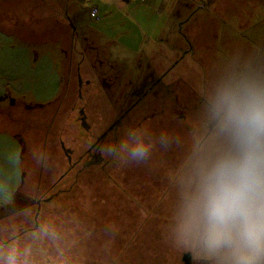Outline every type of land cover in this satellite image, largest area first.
Listing matches in <instances>:
<instances>
[{
	"label": "rangeland",
	"instance_id": "rangeland-1",
	"mask_svg": "<svg viewBox=\"0 0 264 264\" xmlns=\"http://www.w3.org/2000/svg\"><path fill=\"white\" fill-rule=\"evenodd\" d=\"M94 9L98 11L96 15ZM163 26L166 31L161 48L176 44L183 49L179 57H185L187 65H201L202 70H207L210 61L224 52L264 59V0H0V236L7 228L10 238L18 236L15 239L23 242L26 234L39 227L43 218L40 209L46 208V202L41 201L49 197L54 181L66 168L59 140L72 148L74 132H84L85 126L75 121L78 109L87 105L89 118L96 123L92 141L116 123L130 106L134 86L154 74L153 60L148 59L147 52L137 56L127 48L148 43ZM223 37L231 43L222 45ZM179 57L162 67L157 77L177 63L174 74L187 70L184 62H178ZM103 81L107 83L104 91ZM176 83L169 85L165 81L161 97L157 91L148 95L124 124L126 120H163V125L164 120L171 122L173 116L185 113L186 108H179L177 96H185V103L192 105L195 95L185 81ZM123 129H115L106 140L115 138ZM86 148L82 147L80 153ZM41 154L47 158L46 167L40 162ZM174 155L177 154L167 153L161 159L172 166L175 163L171 160L177 158ZM138 167L139 172L133 176L140 178L139 185L120 187V200L115 199L118 186L100 194L97 184L92 190L96 203L88 201L86 208L82 201L68 204L55 215V223L69 231L65 249L73 264H184V257L190 253L173 251L161 238L164 212L159 219L154 214L155 220L148 223L147 231L134 232L130 225L137 222L127 221V216L115 222L127 208L139 206V201L140 208L149 210V201L161 198L162 186L153 191L149 185L167 183L162 167ZM99 168L98 163L86 168L94 175L89 182L98 181ZM119 169L122 168L116 165L109 168L107 177L122 175L125 181L131 176L132 171H126L130 166L120 174L116 173ZM147 180H153L152 184H146ZM80 181L73 191L66 190L74 184L72 177L58 183L54 188L59 196L56 201L82 190ZM61 191L67 192L59 194ZM99 196L106 200L105 204L96 198ZM144 198L147 204L142 203ZM50 246L43 245L44 264L57 262L56 248L51 246L52 250Z\"/></svg>",
	"mask_w": 264,
	"mask_h": 264
},
{
	"label": "clouds",
	"instance_id": "clouds-1",
	"mask_svg": "<svg viewBox=\"0 0 264 264\" xmlns=\"http://www.w3.org/2000/svg\"><path fill=\"white\" fill-rule=\"evenodd\" d=\"M194 95L171 122L125 127L94 150L118 168L164 167L170 194L160 230L167 247L190 253L193 264H264V59L218 54ZM167 153L177 154L172 166L161 159ZM55 219L42 218L23 242L4 229L0 264H44L45 243L56 248V264H73L69 231Z\"/></svg>",
	"mask_w": 264,
	"mask_h": 264
},
{
	"label": "crops",
	"instance_id": "crops-1",
	"mask_svg": "<svg viewBox=\"0 0 264 264\" xmlns=\"http://www.w3.org/2000/svg\"><path fill=\"white\" fill-rule=\"evenodd\" d=\"M75 14H76V12L72 13L73 16ZM181 23H182V21H181ZM181 23H180V25H181ZM171 24H172L171 18H169L168 25L170 26V31H171V26H172ZM173 29H175V25L174 24H173ZM167 30H168V26H167ZM165 31H166V27L163 26V27L160 28V32L158 33L157 36H153V35L151 36V38L149 39V42L148 43L142 44L141 46H139L136 49H133L132 47H130V49L127 48V50L132 55L142 56V55L145 54V52H147L148 59H152L153 60V66L151 67V69H153L154 74L156 75V77L158 75L159 70L162 71L163 70L162 67L170 65L171 60L172 61L173 60L176 61L178 59V57L181 55V53H182L181 51L183 50V49H179V47L176 44L172 45L168 49L161 48V46H162V44H161L162 43V36L164 35V32ZM218 37L216 36L215 38L218 39ZM229 43H231V42L228 41V38L223 37L221 44L222 45H225V44H229ZM145 45H147V47H145ZM171 55H173L172 58H171ZM179 58L180 59H179L178 62H184L185 63L184 66H186L187 70L185 68H183V69H181L180 74H174V71L176 70V67L179 64V63H177L175 66H173L167 72H163L162 73V75L164 74V76H163V78H164L163 83L165 84V81H168V84L169 85H173V84H176V82L179 81V80H181L182 82L185 81L186 82V85L190 88V91H192V94H194L195 84H196L197 80L199 79V77H200V75L202 74V71H203L201 69V67H200L201 65L196 66L195 65V62H194V63H192V65L195 67V70L189 71L188 70V67H190L192 65H187V61L188 60L185 59V57H183V58L182 57H179ZM206 60H208V59H206ZM166 61H168V62L165 65V62ZM172 76H174V78L176 77L177 79L176 80H174V78L172 79ZM160 77H161V75H160ZM166 77H168L167 80H165ZM177 98H179V100L181 101L180 102L178 100V103H180L179 104V106H180L179 108L180 109L181 108H184V110H185V108H186V111H187L191 107V105H188V104L185 103V101H186L185 100V96L182 98V99H184V101H182L181 96L180 97L177 96ZM159 122L160 121H158V123ZM169 122H170V120H164V123L163 124L169 123ZM158 123H155V121L154 122L145 121V123H143V124H148V125L154 127V125H157ZM174 156L177 157V155H174ZM105 161L108 162V160H105ZM163 161L166 163L168 160L165 161V158H163ZM175 162H176V158H173L171 160V163H175ZM111 164L112 163L109 161V163H107L105 167L100 166V168H99V170H100L99 177L97 178L98 181H90L89 182L90 178L92 176H94L92 174H88L87 176H83V181L81 183L82 184V192H81L82 195H81V197L74 195L72 197L62 198V199H60L58 201H56L57 200L56 199V200L50 202L51 204H49V202H46V208L43 211L42 210V207H41V209H40V215L43 216V218L48 217L50 215H54L55 216L61 210H65V206L66 205L70 204L72 206V205L77 204V202H79V201H82V203L85 205V208H86V205H87L86 202H88V201L89 202L96 203L93 200V198H95L96 195H93L92 190L94 189V187H96L95 185H97V184L99 186L100 194L105 193L106 190H109V188H111L112 186H115V187L118 186L117 189L119 190V192L116 193V197H117V198H115L116 200H120L119 198L123 197V195H122L123 189H120V187H125L126 188L127 186H130L131 188H133V184L134 183H136V185L137 184L139 185L140 178L138 180V178L135 177V176H133V174L135 173V171H136V173H138L140 167H138V166L137 167L130 166L131 169H128L126 171L128 173H131L130 171H132V173L130 174L131 176L126 177V179L124 181V180H122V178H123L122 175L120 176V178H119L118 175H116V176H118L119 179H117L116 176H112L110 178L107 177V171H108V169L109 168H113V166H114V164H112V165ZM150 166L151 167H156V166L160 167L161 165L160 164H156V165H150ZM161 167L164 170V167L163 166H161ZM137 168H138V170H137ZM123 170L124 169L122 168L121 171L123 172ZM121 171L119 169L118 171H116V173L119 172L118 174H120ZM86 172L87 171H84L82 173H86ZM152 182H153V180H147V183L146 184L149 185V184H152ZM76 184H78V182H74V184L72 186L73 188H70V189H72L71 191H73L76 188V186H75ZM158 185L159 186H155V185L153 186V184L152 185H149L152 188L153 191H154V188H157V187L158 188H161V186H162L161 189H164L163 192H162L161 198H159L158 201H154V200L152 202L149 201V207H148L149 210L144 209V208H140V203H139L140 201H139L138 202L139 206H136V207H133V208L131 207L130 209L127 208L125 210L124 215L123 214H120L119 217H117L115 219V222H119V221L121 222L122 220H124L122 217L123 216H127V217H129L127 219V221H132L133 220V221H136L137 222V224H135L133 222L132 225H130L132 228L133 227L135 228L134 229L135 230L134 232H137L138 229H143V230L147 231L149 229V224L148 223L149 222H152L153 223V221L155 219H159V216H160L159 214H162L164 212V210H163L162 207L167 203V201H168L167 198H169V194H170V189L168 187V182L165 183V184L163 183V184H158ZM96 198L99 199V201H100V203L102 205L106 203V200L103 197L99 196V197H96ZM145 199L146 198L142 199L143 200L142 203L147 204L148 202L145 201ZM130 203L133 206V201H130ZM67 211H70V209H68ZM134 211H136V213H133ZM76 213H77V211L74 212V214H76ZM155 213L158 215V217L155 218V219H152L154 217V214ZM102 214H103L102 215L103 217L106 216L105 215V211H103ZM83 217H84V215H83ZM100 217L101 216H98L99 219H100ZM142 217H144V218L142 219ZM163 217H164V215H162V218ZM142 223H144V224H142ZM116 225H117V223H116ZM144 225L145 226L147 225L148 227L145 229L144 228ZM51 249L53 250L52 247H51ZM49 264H50V261H49Z\"/></svg>",
	"mask_w": 264,
	"mask_h": 264
},
{
	"label": "flooded vegetation",
	"instance_id": "flooded-vegetation-1",
	"mask_svg": "<svg viewBox=\"0 0 264 264\" xmlns=\"http://www.w3.org/2000/svg\"><path fill=\"white\" fill-rule=\"evenodd\" d=\"M163 76H164V74L161 77L160 76L156 77L155 74H153V72H152V74H150L146 77L144 76L145 78H143L142 81L140 80L141 84L140 85L138 84L139 87H138V85L134 86L132 92L129 95L130 100L128 102H130V106L124 111L123 114L121 113V115L119 117H117V119L121 120V121L117 125H115L116 123L113 122L114 124L110 127L108 126L109 128L105 129L94 141H92V138L90 136L94 131V126H96V123L91 122L89 115L87 113V105L82 106V109L81 108L78 109V113L80 111V114H78V118L75 121H77L78 124L83 125L82 121L85 120V122H84L85 128L83 127L84 132H83V134L79 133L77 130L74 132L75 144L73 145L72 148H69L63 139L59 140L60 141V143H59L60 148H61V151L63 153L64 160L66 162V168H65L63 173L60 172L62 174L59 173L58 180L54 181L50 190L54 189L57 185L60 184V182L64 181L65 179H69L71 177L73 178L74 173H75V175L80 176L81 173L84 171V169L88 168L90 165H94V164L98 163L102 167L106 166V164L108 162L105 161L94 150L95 143L98 140H106V138L109 136V134L113 133L115 129H119V127L121 126L123 121L131 113V111H133V109H135L145 98H147L148 95L154 94L157 91L158 97L159 96L161 97V95H162L161 89H163L162 85L164 86ZM105 84H107V83L105 81H103V83H102V85H103L102 90L103 91L106 90V88H107V86ZM159 89H160V91H159ZM105 92H107V91H105ZM85 99L88 100L87 98H85ZM74 111H76V107L74 108ZM112 127H113V129H111V131H109L105 135V133ZM88 140L92 141V143L90 142L89 147L86 148L85 142H88ZM82 147H85L86 150L83 151V153L81 154L80 151H81ZM57 198H58V196L55 195V193H54L52 196L49 195V197L44 198L41 201V203L42 202H49L50 203V202L56 200Z\"/></svg>",
	"mask_w": 264,
	"mask_h": 264
},
{
	"label": "trees",
	"instance_id": "trees-1",
	"mask_svg": "<svg viewBox=\"0 0 264 264\" xmlns=\"http://www.w3.org/2000/svg\"><path fill=\"white\" fill-rule=\"evenodd\" d=\"M161 76H162V74H161ZM177 84V83H176ZM173 85H175V84H173ZM144 120H137V122H133V121H131V120H126L125 121V124H124V122L121 124V127H122V129L124 128V126L127 124V125H129V123H130V125L129 126H132V125H135V124H139V123H141V122H143ZM145 121H150V120H145ZM161 121H163V120H160V122H159V124H157L156 126L154 125V127H159V126H161ZM74 123L76 124V122L74 121ZM74 123H72V125H74ZM144 123V122H143ZM90 144V141L88 140V142H85V145L87 146V145H89ZM84 171H86V169H84ZM83 171V172H84ZM88 174H90L88 171L86 172V173H82L80 176H77V175H75V173H74V177H73V179H74V182H78V179H79V181H80V183H82V181H83V176H87ZM76 187H77V184L75 185ZM71 188H73V187H71ZM67 191H71L72 189H68V187H67V189H66ZM67 191H61V192H58L59 194H62V193H66ZM54 192H55V189H52L51 190V194H49V195H53L54 194ZM81 192H82V190H78V191H76L75 192V194L74 195H76V196H80L81 197ZM74 195H69L70 197H72V196H74ZM59 197V196H58ZM18 236H15V237H13V238H11V239H15V238H17Z\"/></svg>",
	"mask_w": 264,
	"mask_h": 264
},
{
	"label": "water",
	"instance_id": "water-1",
	"mask_svg": "<svg viewBox=\"0 0 264 264\" xmlns=\"http://www.w3.org/2000/svg\"><path fill=\"white\" fill-rule=\"evenodd\" d=\"M82 87V80H80V88ZM83 112V111H82ZM82 114V113H81ZM121 120H118L117 122H116V124L115 125H117L119 122H120ZM83 122V125L85 126V120H83L82 121ZM111 129H113V127L112 128H110L106 133H105V135L109 132V131H111ZM104 135V136H105ZM103 136V137H104ZM184 264H191V254H187L185 257H184Z\"/></svg>",
	"mask_w": 264,
	"mask_h": 264
},
{
	"label": "built area",
	"instance_id": "built-area-1",
	"mask_svg": "<svg viewBox=\"0 0 264 264\" xmlns=\"http://www.w3.org/2000/svg\"><path fill=\"white\" fill-rule=\"evenodd\" d=\"M97 12H98V11L94 9V10H93V15H96Z\"/></svg>",
	"mask_w": 264,
	"mask_h": 264
}]
</instances>
